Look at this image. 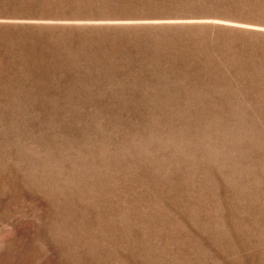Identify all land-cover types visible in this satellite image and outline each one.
Instances as JSON below:
<instances>
[{"label": "rangeland", "instance_id": "obj_1", "mask_svg": "<svg viewBox=\"0 0 264 264\" xmlns=\"http://www.w3.org/2000/svg\"><path fill=\"white\" fill-rule=\"evenodd\" d=\"M0 264H264V0H0Z\"/></svg>", "mask_w": 264, "mask_h": 264}]
</instances>
